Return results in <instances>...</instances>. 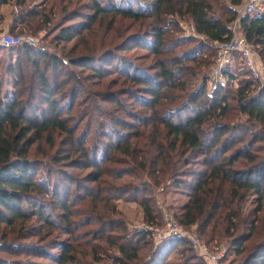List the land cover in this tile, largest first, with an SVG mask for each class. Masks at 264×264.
Segmentation results:
<instances>
[{"label":"trees","instance_id":"trees-1","mask_svg":"<svg viewBox=\"0 0 264 264\" xmlns=\"http://www.w3.org/2000/svg\"><path fill=\"white\" fill-rule=\"evenodd\" d=\"M62 1L17 0L10 25L54 34L60 51L0 47V264H209L187 236L157 242L128 227L117 200L138 203L148 225L164 223L155 187L187 196L173 214L213 249L230 240L219 263L233 254L231 264H264V85L238 56L226 84L211 93L207 73L198 85L213 42L228 39L237 19L264 62V13L243 11L245 0H82L72 12ZM12 2L0 0V12ZM117 20L128 26L101 54L66 47ZM134 23L140 30L126 31ZM18 123L31 136L22 156L5 130ZM251 195L256 205L243 213Z\"/></svg>","mask_w":264,"mask_h":264},{"label":"rangeland","instance_id":"rangeland-1","mask_svg":"<svg viewBox=\"0 0 264 264\" xmlns=\"http://www.w3.org/2000/svg\"><path fill=\"white\" fill-rule=\"evenodd\" d=\"M16 1L17 0H14V2H12L11 4H9L7 6H4L1 9L0 14L2 16V20L8 19L12 23L13 18H14V14L17 11H19V9H20L17 7ZM56 1L55 0H27V4L29 7L38 6V8H41V7H45V6L49 7L52 4L55 5ZM62 2H63V4L66 3L69 6V8H68L69 12H72V11L77 10L78 5L83 4L85 1H82V0H80V1H78V0H63ZM261 5L264 6V1H263V4L261 3ZM245 8L246 7H243V11H245ZM60 17H61V9H60L58 16H56V19L58 20ZM179 21H180L179 25H180V27H182L183 33L185 35L187 34V35L197 36L195 34L194 25L192 23L185 21V20H179ZM11 23H10V25H11ZM126 23H127V20H117L115 22V24L113 25V28L111 29V31L107 32V33H106L105 28L100 29L99 26L97 25L95 28L91 29L77 43L74 41V42L69 43V44H65V43L64 44L69 49H71L72 47L75 46L79 54H86V53H93V52L96 55L101 54L105 49L112 47L113 45H116L118 42H120V40L122 38L121 35L123 34L125 27L128 26V25H126ZM4 26H6V24L4 22H2V24H0V28L4 27ZM140 28H141L140 24L134 23L132 25V29L128 28V29H126V31L130 30L132 32H135V31L140 30ZM3 31H8L9 33L14 34V35H25V36H31L32 38H35L37 40V43L33 44L34 47L44 48V49H48L50 51H56V49H58L60 51V49L63 46V45H60L59 47L56 48L54 42L52 41V37L54 36V34L46 37L45 31L40 32L38 35H34V34H32V32H30L29 30L24 29L22 27L15 29L14 32H12L10 30V27L9 28L7 27L6 29H0V32H3ZM142 54H144L142 51H137V52L132 54V58L134 60L141 61L142 59H139L138 56H140ZM143 60L146 64H151L153 62L152 57L146 58ZM14 61H15V59H14ZM214 61L208 67H205L203 69V71L200 73L198 85H199V83L202 82V79L207 75V73H209L211 71V69L215 63ZM233 62H235V60ZM239 70L240 69H237L236 71L238 72ZM257 80H259L260 85H262V84L264 85V75L261 79H257ZM208 81H207L208 89L212 93L213 88H212V84L210 83V78L208 79ZM226 82H227L226 78H224L221 81L222 84H226ZM233 85L235 88H238L239 82L235 81ZM12 91H13V87H12V84L9 80L8 85H7L6 100H9L11 98ZM237 110H238V108H235L233 111V114H232V116H235L234 117L235 121L236 122H246V118H247L246 116L247 115H245V114L242 115ZM172 120H174L179 125H183V116L180 112H177V111L174 112V116L172 117ZM5 130L11 139H16L15 151H14L15 155L16 156H22L23 151H24L27 143L31 139V136L28 135L27 133H25V125L18 123L15 127L7 126ZM32 156H41V155L37 154V147H35V146H33V148H32ZM160 188H162V187H160ZM152 189H153L152 194L154 195L159 207H161L162 211L164 212V219H165L166 213L173 215V216H175L173 213H177V214L182 213V210H181L182 206L186 202H188L187 196H182V195L173 193V190L171 188L168 189V191L166 190L164 192H163L164 189L160 190L157 187L152 188ZM255 198L256 197L251 195L247 199H245L244 203L242 204L243 213H247L249 210H251L255 207V205H256ZM117 206L120 209V211L123 213L125 220L128 224V227L130 229H132V230L140 229V228L146 229V226H148V224L146 223V221L144 219L143 209L141 208V206L138 203L129 202V201H126L124 199H120V200H117ZM149 226H152V225H149ZM153 226H155V225H153ZM182 226L189 233L198 235V233L196 231L198 226L195 225L192 227H186L183 224H182ZM261 230H262V220L260 219V222L258 224V232H260ZM257 238H260V236L257 235ZM202 240L205 241V239H202ZM254 242L255 241L250 242L249 244H252ZM227 243L228 244L230 243L229 239H222V242L219 245H217V241H214L212 244L216 245L215 249H213L211 247L213 245H211V246H209L208 244L207 245H208L209 250L212 252V251H215L216 248L219 246H225L226 248H228ZM183 258H186V257H183ZM183 258L181 256L176 255V256H172L171 260H172V262H175V263H181L184 260ZM233 258H235V256L232 254L222 264H231L230 262H231V260H233ZM241 259L242 258L239 257V260H241ZM196 262H198V261H195V259H192L189 261V264H196ZM208 263L211 264V262L209 260H208ZM218 264H221V262L220 263L218 262Z\"/></svg>","mask_w":264,"mask_h":264},{"label":"built area","instance_id":"built-area-1","mask_svg":"<svg viewBox=\"0 0 264 264\" xmlns=\"http://www.w3.org/2000/svg\"><path fill=\"white\" fill-rule=\"evenodd\" d=\"M264 0H246L245 12L254 15H263ZM195 31V28H194ZM23 42L36 44L37 40L31 36L14 35L8 31L0 32V47L13 48L17 47ZM216 47L215 63L209 72L210 83L212 84V91H215L219 83L224 79V74L229 65L238 56L243 64L250 70L255 79H261L264 75V63L262 62L256 47L251 44L241 30L240 20L232 25V34L226 40H215L213 42ZM163 190L164 188H159ZM150 231L151 236L155 241L168 237L187 236L194 250L207 258L211 264H218L219 259L224 257L227 251L225 246H219L215 251H210L207 243L198 235L189 233L175 216L168 213L165 214L164 223L162 225L146 226Z\"/></svg>","mask_w":264,"mask_h":264},{"label":"crops","instance_id":"crops-1","mask_svg":"<svg viewBox=\"0 0 264 264\" xmlns=\"http://www.w3.org/2000/svg\"><path fill=\"white\" fill-rule=\"evenodd\" d=\"M246 0H245V5H246ZM9 5V4H8ZM245 5H243L242 7H245ZM7 6V5H6ZM4 7V6H3ZM238 8H240V7H238ZM2 22H4L5 24H6V26H4V27H1L0 29H6L7 27L9 28L10 27V23H11V21L10 20H0V24H2Z\"/></svg>","mask_w":264,"mask_h":264}]
</instances>
